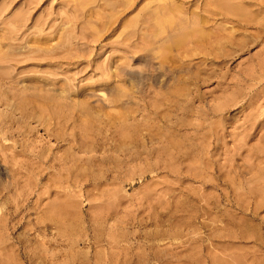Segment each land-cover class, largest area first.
<instances>
[{"label": "rangeland", "instance_id": "374dc122", "mask_svg": "<svg viewBox=\"0 0 264 264\" xmlns=\"http://www.w3.org/2000/svg\"><path fill=\"white\" fill-rule=\"evenodd\" d=\"M218 1L0 0V264H264V0Z\"/></svg>", "mask_w": 264, "mask_h": 264}, {"label": "bare ground", "instance_id": "6f19581e", "mask_svg": "<svg viewBox=\"0 0 264 264\" xmlns=\"http://www.w3.org/2000/svg\"><path fill=\"white\" fill-rule=\"evenodd\" d=\"M213 1H214V0H213ZM221 1H222L223 4H222L221 2L218 1L219 6H221V5L224 6L225 1H224V0H221ZM206 2H207V1H206ZM80 4H81V3H80ZM220 4H221V5H220ZM226 6L228 7V5L225 4V6H224L225 9H226ZM230 7H231V5H230ZM232 8H233V7H232ZM232 8H230V9H232ZM232 11H235V7H234V10L232 9ZM68 13H69V12H68ZM66 17H67V16H66ZM63 19H64V18H63ZM63 19H61V20H63ZM40 22H41V21H40ZM24 25H25V24H24ZM24 35H25V33H24ZM21 36H22V35H21ZM28 36H29V35H28ZM9 39H10V38H9ZM24 40H25V39H24ZM24 40H23V41H24ZM13 41H14V40H13ZM23 41H22V42H23ZM21 45H22V44H21ZM68 45H69V44H68ZM9 46H10V45H9ZM58 48H59V47H58ZM17 49H18V47H17ZM47 49H48V51L51 50V49H52V46H51V47L48 46ZM30 53H31V52H30ZM48 54H49V55H45V56L40 57V58H41V59H44V61H45L46 63H48V62L51 63V62L53 61V55H52V53H49V52H48ZM36 56H37V55H36ZM3 78H6V77H3ZM63 91H64V90H63ZM11 122H12V120H11Z\"/></svg>", "mask_w": 264, "mask_h": 264}]
</instances>
